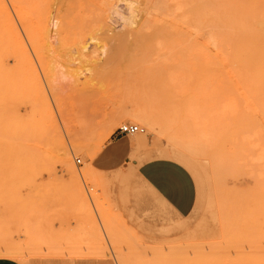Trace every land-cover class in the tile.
<instances>
[{
  "label": "rangeland",
  "instance_id": "obj_1",
  "mask_svg": "<svg viewBox=\"0 0 264 264\" xmlns=\"http://www.w3.org/2000/svg\"><path fill=\"white\" fill-rule=\"evenodd\" d=\"M136 1L129 27L125 0H39L47 16L63 3L61 32L46 33L44 64L30 44H7L0 25V256L28 264H264V0H195V60L174 34L132 44L134 33L164 24L155 6L170 4ZM235 31L243 34L242 62L233 58ZM113 43L127 47L121 53ZM137 108L156 129L131 116ZM126 122L145 131L119 134ZM171 150L189 158L197 186L185 218L147 203L133 163L172 158Z\"/></svg>",
  "mask_w": 264,
  "mask_h": 264
},
{
  "label": "bare ground",
  "instance_id": "obj_2",
  "mask_svg": "<svg viewBox=\"0 0 264 264\" xmlns=\"http://www.w3.org/2000/svg\"><path fill=\"white\" fill-rule=\"evenodd\" d=\"M8 1L10 2L11 6L10 4H8ZM125 1L129 10L128 15L125 17V20L129 27H133L136 24L137 22L136 18L138 17V11H139L138 1L136 0H125ZM57 4L60 5L61 1L57 2ZM57 4H55L53 10L50 11V15L47 16L45 15V12L43 13L42 11H40L39 0H0V25L2 31L1 32L2 38L5 40L7 44L19 50L20 49L26 50L28 47L27 45L30 44L31 47L33 48L36 61L39 62L40 64L41 63L44 64L43 60L46 58L44 55L46 53V49L50 51V49L52 48L47 45L48 40L50 39L49 37L46 36L47 30H51L52 32H54L55 28H58V31L61 32V26H60L61 16L59 14L62 12L63 8L62 6L61 7L57 6ZM69 6L70 5L68 4L65 6L66 10L69 8ZM159 6L161 5H157L155 6V8L165 12L164 24L163 25L162 23L161 25L155 24L154 26H152L151 28L152 30L149 33L147 32L143 33L141 30L140 32L134 33L135 42L132 44L139 45V43L150 42L148 38H150L151 41H154L155 39H157L158 41L162 38H168L174 34L176 37L173 38V43H175L176 47H178L180 51L187 50L188 51L187 58H189V60H195V38L193 40L191 39L195 31V0H170L169 5H166L162 8ZM145 12L150 14L149 11L145 10ZM225 41L227 45V54L229 56L228 33L225 34ZM86 42H88V40ZM86 42L81 45L79 51L88 48ZM126 47L127 46L125 44L118 45L116 43H113V45H111V48H113V50H119L121 53H123ZM233 47H234L233 49L234 62L235 61L242 62L243 52H244V39H243V34L239 31L234 32ZM82 56L85 57V54L83 52H82ZM85 61L88 64H90L92 58L86 57ZM87 63L85 64L87 65ZM30 68H31L30 71L31 77L34 78L36 71L35 62L31 63ZM96 71L97 70L95 69V72ZM37 80H38L37 85L39 87L40 80L39 79ZM130 114L137 121L143 123L149 128L156 129L158 126L156 120L150 115V113L145 108L134 109L130 111ZM167 138L169 139V137ZM102 146L103 145H101L100 143L98 145V148L96 150H93L94 155L102 148ZM189 146L191 148V142H188L187 148ZM79 147L80 144H75V148L78 149ZM182 155L181 153L175 154L171 159L180 162L187 168L190 165V161L188 160L189 158L187 157L188 158L187 159L185 158L184 155L183 156ZM66 171L71 174H76V169L72 162H67ZM79 192H81V190ZM120 258L124 262V257L120 256Z\"/></svg>",
  "mask_w": 264,
  "mask_h": 264
},
{
  "label": "crops",
  "instance_id": "obj_3",
  "mask_svg": "<svg viewBox=\"0 0 264 264\" xmlns=\"http://www.w3.org/2000/svg\"><path fill=\"white\" fill-rule=\"evenodd\" d=\"M124 143V140H121L120 144ZM125 152L128 156L130 149L126 148ZM107 157L108 154H105L100 161L105 163ZM133 163L137 167L135 171L139 180L150 193L149 197L147 196V203L155 211H161L162 207L169 208L179 218H185L193 212L197 202V186L188 168L169 157L152 158L139 164L137 161ZM0 264H28V262L21 258L0 256Z\"/></svg>",
  "mask_w": 264,
  "mask_h": 264
},
{
  "label": "built area",
  "instance_id": "obj_4",
  "mask_svg": "<svg viewBox=\"0 0 264 264\" xmlns=\"http://www.w3.org/2000/svg\"><path fill=\"white\" fill-rule=\"evenodd\" d=\"M118 131H119V134H121V135H127V134H134V133L144 132L145 128H143L140 125L135 124V123L126 122V123H123L119 127ZM77 162L80 163L81 160L77 159Z\"/></svg>",
  "mask_w": 264,
  "mask_h": 264
}]
</instances>
